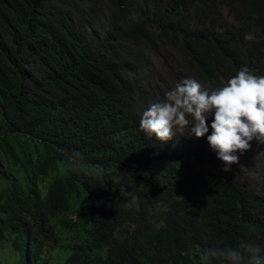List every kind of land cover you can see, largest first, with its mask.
Wrapping results in <instances>:
<instances>
[{
  "label": "trees",
  "instance_id": "trees-1",
  "mask_svg": "<svg viewBox=\"0 0 264 264\" xmlns=\"http://www.w3.org/2000/svg\"><path fill=\"white\" fill-rule=\"evenodd\" d=\"M173 50L209 90L244 66L264 75V0H0V264L264 249L252 176L195 171L178 129L166 144L140 129L169 91L155 63Z\"/></svg>",
  "mask_w": 264,
  "mask_h": 264
},
{
  "label": "clouds",
  "instance_id": "clouds-1",
  "mask_svg": "<svg viewBox=\"0 0 264 264\" xmlns=\"http://www.w3.org/2000/svg\"><path fill=\"white\" fill-rule=\"evenodd\" d=\"M139 126L149 138L154 136L164 144L176 136L174 129H187V135L195 138L207 134L210 147L224 162L222 171L228 172L232 164L239 163L237 153L251 148L250 141L264 143V75L244 66L222 87L212 90L194 78H185L165 93L163 101L152 103L143 112ZM123 179L116 174L111 181L117 186ZM136 204L131 196L129 207ZM200 259L202 264H264V249L257 243L240 241L236 247L209 248Z\"/></svg>",
  "mask_w": 264,
  "mask_h": 264
},
{
  "label": "rangeland",
  "instance_id": "rangeland-1",
  "mask_svg": "<svg viewBox=\"0 0 264 264\" xmlns=\"http://www.w3.org/2000/svg\"><path fill=\"white\" fill-rule=\"evenodd\" d=\"M155 74L160 76L164 86L167 90H170L176 83L185 78H194L198 81L197 75L194 73L191 67L188 65V61L179 50H173L169 56V61L166 63L157 61L155 63ZM166 90V91H167ZM163 101V99L161 100ZM212 117L209 118V126L211 124ZM178 135L184 141V144L188 146L190 167L195 171H219L224 167V162L218 158L217 153L210 147L207 141V134L203 138H195L189 136L188 130H177ZM177 133V132H176ZM208 134H211V128ZM251 148L244 153H237L239 155V163L232 164L231 170L224 172L225 176H238L243 175L253 178V181L259 188L264 191V165L259 164L261 156L255 150L257 145H253L251 142ZM258 167V168H255ZM49 177H46L43 181V186L48 182Z\"/></svg>",
  "mask_w": 264,
  "mask_h": 264
}]
</instances>
